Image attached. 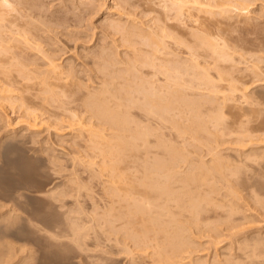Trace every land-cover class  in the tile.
I'll return each mask as SVG.
<instances>
[{
    "label": "bare ground",
    "instance_id": "1",
    "mask_svg": "<svg viewBox=\"0 0 264 264\" xmlns=\"http://www.w3.org/2000/svg\"><path fill=\"white\" fill-rule=\"evenodd\" d=\"M11 1H12V3L13 2L16 3L17 7H19V9L18 8L14 9V7L12 6L11 9L8 7L7 12L9 15L10 14L13 15L12 13H14L15 10L18 9V11H16L17 13L15 12L16 15L12 16L11 18L6 14V12H5V14L2 13L4 16L1 15V12L6 10L5 9L6 6H11ZM40 1L41 0H0V7H1V9L2 8L4 9L0 12V15H1V17H0V124H2L4 122L3 125H0V133L4 129L9 128V127H6V124H7L6 122H8L9 117L13 114V111L17 110V107H19V110L24 109L23 114L24 113L25 114L23 115V118L25 117L28 121H30L29 125H28L29 129L24 130V128H23V130H21L19 132H17L16 130L15 131L11 130L12 132L11 131L9 132V130L7 132V130H4L7 133L4 132V135L2 137H0V264H103V263L105 264V260H107V258L108 259L110 258V260H111L110 261L111 263H109V264H116L117 262L122 263L121 261L116 262L117 259L115 260L113 258V257H116V254H120V251H121L122 255L124 253L128 254L129 253L128 251H130V253L132 255H134L133 252L131 251L130 247H129L130 243H134V244H131L130 246L133 245V249L135 248V251H136V249L138 250L137 251L138 256L134 257L135 255L132 256L129 254L131 256L130 258L134 257V258L130 259L129 264H264V234L257 235L255 233L256 235H253V236L252 235L245 236L246 235V232H245L246 229H244V228L247 226V224H245V227H243L244 223L242 226V221H243V219L247 220L248 217L245 215L246 213L243 210L245 207L242 209V206L240 205V203L238 201H236V199L238 198L236 195H234V194H236V193H234L236 191H232L233 192V194L231 193V195L233 197L232 199H228V196L226 199V197H225L226 195L223 196L225 198H221V199L219 198L221 194L218 195V192L221 189H219V187H217L216 182H221V183L227 182L228 185L231 184V181L229 178L232 175L229 176V174H231L230 173L231 170H233L235 168V166L232 163L223 161L224 159L222 158V156H221L222 159L220 157H218V154H217L218 152L214 151V150H216V149H214V147L219 146V145H216V146L213 145L214 146L213 151L215 154H213V158L209 162V165H208V162L206 161L207 166L204 164L206 166L205 168L201 165H200V167L196 166V169H198V170H196V172H193V173L191 172L192 174H190V173L188 174V172L190 170H195L194 164L192 162L196 157L194 158L190 154V152H187V154L191 155V156L189 155L192 158L190 160L189 156L184 153L185 149H184V151L182 150L183 152L181 150L180 151L176 150L178 148L172 149V147H171L170 149H168V146H170V145H168V146L166 145L168 150L165 152L163 151L164 153H161L162 155H160V152L158 153V152H153L150 150V147L147 144L148 141H150V140H148L149 139L148 137H146V140H145V145H144L145 149L142 148V150L144 149V151H141V150L140 151H132V148L129 149L125 145H124L125 146L124 147L122 144L121 145L125 148V150L122 148L119 149L116 147L117 150L121 151V152L119 151V154L120 153H124V154L123 155L121 154L120 155L121 157L117 158L119 154H118V151L116 150L118 155L115 157V158H117V159H115V162L112 161V164H110L111 161L107 162L112 167H110L108 165H104V163L102 162L103 159L100 157V156H103L105 158L107 156L106 155L107 152H104L105 153V156H104L103 152L99 153L100 151L96 150V152L98 151L97 153L103 154V155H98L97 153H92V155L97 154L98 158L100 157L102 159L101 162L103 163L105 168L108 167L109 170H112L111 171L112 173H109V176L112 174L110 177V180H108L109 178H107L108 181L106 180V182L104 181L102 183L103 189H101L102 187L100 188V190L103 191L102 192L103 193L102 198L99 197V198H101L102 206L99 205L98 208L101 207V208H104L107 210L99 213L96 211V209H94V207L98 206V203L94 202V203L90 204V202H89L92 198L89 199L88 201L85 199V201H87L90 204V205L86 204L88 206V208L89 209L92 208L91 210H89L86 206H84L82 204L83 203L82 201H84L83 198H82V201H80L81 199L80 200L78 199L80 197L76 198L75 195L73 194L74 192H76V195L78 196L82 192L81 190H83V188L85 187L81 183V182H83L81 180L82 178H78L81 181L77 180V182H75L74 178L73 179L69 178L68 179L69 181H67V183L68 182L69 183L66 184V182L65 183L63 182L65 185H64L63 189L60 191H58L56 189V186L55 187L53 186L52 178H50V176H48L49 178H47V179H51L50 181L52 183L47 182L48 180H44V181H46V183L41 180L43 177H45V176L42 177V174H44L46 171L41 174L42 178L40 179V177H39L40 174H39L38 170L41 172L42 169H37V168L40 167V164L42 162L38 163L39 164V166L37 165L38 167L36 166V162H39L38 160L37 161L35 160V156L33 155L34 153L36 155V148L33 149L35 145L33 146V148H31L29 141H28L29 138L32 139L34 137H38V136H36L38 133L35 134V136L33 134H30V136L29 135L27 136L28 133H26L28 130L30 133L31 128H33V129L35 127L37 128L40 124H43V123H44V125H47L45 123L49 124L50 123L49 121H51V119H53V120H55V121L57 120V121L54 122L52 120L53 122L50 123L51 126L50 125H48V126H50L51 128L52 127L55 128L57 130L56 132H58V131L61 132L62 130H64V131H62L64 133V132H67V130H68V132L71 131V134H72V132L76 133V135L78 137H81V139H83V137H85L87 135L88 136V139H87L88 142L93 141L96 138L97 139L103 138L104 136H102V134L106 130H110L109 133H111L112 135L117 136V137L118 136L121 137V136H124L126 134H129V135H131V137L135 138L137 133H139L140 135H148V133L151 131V130L149 131L148 130L149 128H147V126H150L149 125L151 123L150 121L148 122V124L146 123L147 124L146 127L141 126L140 123H142V121H140V120H143V117H144V116L142 117L141 113L145 112V118L147 120L149 119V116L151 118L152 115H155V116H158L160 118V120L162 121L167 114H169L171 111H173L175 109H176V112L179 113L180 115L183 114L184 109L186 107L185 106L184 108H182V106H184V105L191 106L193 104V106L197 105L199 107V106H203V104H205L207 102H212V101L216 100L217 95L221 93L220 89H222V91H224V92H228V90H229L228 94L230 93L231 90L232 91L238 90L237 89L238 87L236 88V86L232 84V81H234L235 78H232V76H231L232 72H234L236 70L235 72H237V73H236L235 77H238L237 75L239 73L238 72L239 70L236 68L237 66L233 65V66H235L234 68H236L235 70H233V68L230 66L229 69L230 70L232 69L231 70L232 72H230V71H228V68L225 65L222 66L219 63L220 59L223 60V62H226V61L229 62L231 60V62L234 63V60L232 61V59H233L232 56L235 53L232 56L228 55V53L230 52V50H229L230 48L229 49L226 48V50H229V52L222 49L223 46H225V42L223 45L221 44L222 47L219 48V46H221V45H219L217 41H211L214 37H212V39L210 40L209 35L208 36L204 35V33L206 32V29L208 28V26H210L212 28V30H214L211 25L213 23V20H212L213 16L215 14H217L216 13L217 9H218V12L225 13L228 11V9L230 11V9L232 7H234L233 9L235 11L240 10V12H241L243 10L245 11L246 8L253 6V5L250 6L249 4L252 3L254 0L253 1H251V0L250 1L249 0H137L138 3L134 0H119L121 6L124 9L123 10L121 8L120 11L121 10H123V11L127 10L126 14L128 15V18L137 14V13H135L136 10L134 7L136 5H138L139 10H140V5H141V8L143 7V13L145 14L143 16V18L145 17L144 19H146L147 18L146 16H150L151 19L149 18L150 20H149V22H147L148 24H145V25L140 24L137 21H136L137 22L136 23L135 19H134V22L132 24L129 23L130 25H128V23H127V25H124V24L121 25L119 23L111 24L110 28H112L113 30L111 32L110 31L109 32L110 33H112V32L117 33V35L120 34L119 36H121V37H119V38H121L123 43L122 44L118 43L119 41L116 40L115 37H114L115 40L108 39V42L110 40L113 43H110V42L107 44L105 43V48H103V50H101V52H99L97 50L98 53L96 55L94 54L95 57H93L92 59H90L91 56L89 54L90 60L86 63L87 64L91 63L97 70L101 71V73L104 76H105V74L106 75L109 74L110 76L112 74H114V76H116V74L118 75V73H120V74L122 73L121 75H123L125 72V77L129 78V74H131L132 72L138 71V73H139V71H140V74H141V70L143 71L145 69L144 73H146V74L142 73L140 76L137 73L138 76H140V79H138V80H140L139 82H143V80L145 78V76H144V78L142 80L141 77H143L142 76L143 74L147 75L146 78L151 77L152 80L147 79L148 83H145V84L143 83L144 85H142V83H139L140 85L136 89L134 88V87H136L135 84H134L133 88L132 87L126 88L127 87L126 86L125 87L126 89L124 88V90H123L124 93L122 94L123 96L121 98H119V96L116 95L117 93H113L114 90H112L109 83L107 84L104 82L103 87L101 89L99 88V90L97 88V86H99V85H97L96 88H94V86L92 87L94 91L92 90V88L89 89V87H87V91H88L87 94H84L83 96L78 94V95H80V98H78L79 96H77L76 99L73 98L74 94L81 92V90H83L82 92L86 93L85 89H80L81 86H78L77 89L74 88V87H77V85H79V82L76 80L78 78V75H79V69L77 67L78 70H76V68H74V66H73V68H70V66L67 67V65H68L67 59L65 61L67 65H65V64L64 65H58L55 62V59L57 57H52L50 55V53L48 54V51L51 53H54L56 51L55 48H53V49L50 48L48 50V48L51 45H53V39L51 38L52 37L51 34L53 35L56 32V29L60 28V27L67 29L68 25L65 24L64 19L67 18V15L70 12L71 13L77 12L79 14L78 11H82L83 9L85 10L86 8L88 9V7L89 8L91 7V5L94 6V4L96 6L97 3H98V6L100 5L102 7L103 5H101V4H104L106 0H64V6L63 7L67 8V10L65 9L66 12L62 11L63 12V18L59 16L62 12H56V13L54 12V13L50 14V13H48V11L46 9H42L43 8V6H42L43 0H42V2H40ZM115 1L118 2V0H115ZM245 1H246L247 6H249V7H246V5L244 4ZM247 1L250 3L248 4ZM59 2H60V0H59ZM62 2H63V0H62ZM262 3H263V1L261 2V5H262ZM14 6H15V4H14ZM118 6H120V5H118ZM118 6L116 8H119ZM45 7H47L46 3H45ZM49 8H50V6H49ZM12 9H14V10H12ZM112 10H110V11H112ZM10 11L12 13H10ZM116 11H117V13L120 12L117 9H116ZM97 12H98V10H97ZM138 13L140 15V12H138ZM141 13H142V11H141ZM143 13L141 15H143ZM80 15H78V16H80ZM117 15H120V14H117ZM121 15H122V13H121ZM234 15H236V14H234ZM245 15L247 16L246 13H245ZM256 15H258V14H256ZM256 15H255V17H257ZM260 15H262V14H260ZM5 16H8L9 19L6 18ZM73 16H74V14L72 15V17ZM136 16L134 18H136ZM123 17H125V16H123ZM221 17H222V15H221ZM141 18L142 17H140L138 19L143 21V19H141ZM67 19H69V17ZM77 19H78V17H77ZM122 19H124V18H122ZM124 21H128V20H124ZM215 21H217V19ZM250 22H251V20L249 21V23ZM111 23H113V22H111ZM233 23L231 26H233L236 29V27L234 26L235 23L234 24ZM255 23H256V20H255ZM125 24H126V22H125ZM213 24L217 25L216 22ZM257 24H258V21H257ZM140 25L141 26L144 25V26H146V28H143ZM220 25H223V22H222V24L220 23ZM204 27H207V28H204ZM245 27L247 28V26H245ZM255 28H256V26H255ZM220 29L221 28H219V32L221 33ZM235 29L233 32H235ZM246 31H247V29H246ZM202 32H204V33L202 34ZM219 32H217V33H219ZM232 34L233 33H231V35ZM64 35H65V32H64ZM117 35H115V36H117ZM261 35H264L263 32ZM55 36H57V35H55ZM108 36L113 38L111 35H108ZM218 36H220V35H218ZM67 37H69V35ZM57 38L58 37H56V39ZM107 38H109V37H107ZM217 38L218 37H216V39ZM219 38L225 39V37H221V36ZM104 39L105 38L103 37V39L102 40L100 39V40L103 42ZM237 39H241L242 41H244L243 40L244 37H243V39L242 38H237ZM37 40H38L39 44H40V41H41V43H43L41 45L47 44V45H45V46H47V50H45V48H44L45 46L43 47V46L39 45ZM100 40H99L98 44L100 43ZM105 40H107V39H105ZM213 40H215V39H213ZM230 40H231V38H230ZM235 40H236V38H235ZM247 40H249V39H247ZM56 41H58V39ZM232 41H233V39L231 40V42ZM58 42H57V44H58ZM244 42H246V41H244ZM235 44L238 45L239 43H235ZM247 44L251 45L248 43V41H247ZM253 44L251 47L252 49L254 47ZM262 44H263V42H262ZM262 44H259V45H262ZM48 45H50V46H48ZM100 45H102V44H100ZM97 46H96V49L98 47H100V46H98V47ZM53 47H55V46H53ZM227 47H228V45H227ZM232 47L234 49L238 50L237 49L238 46H236L237 47L236 48L235 46L232 45ZM241 47L243 48V46H241ZM247 47L248 46L246 45L244 47V49L246 50ZM257 47H259V46H257ZM263 47L264 46L262 45L261 48H263ZM121 48H123V49H121ZM239 48H240V46H239ZM89 50L91 51L92 49H89ZM89 50H86V51L89 52ZM94 50H95V48H94ZM236 50H234V51L236 52ZM256 50H257V48H256ZM239 51H237L238 54L236 53V55H238V56H239ZM260 51L262 52V49ZM263 51H264V49H263ZM69 52H66V53H69ZM71 52H73V50ZM242 52L245 53L244 50H242ZM249 52H250L249 54L256 53V55H258V53H259V51L258 52L249 51ZM41 53L43 55H40ZM262 53H264V52H262ZM62 54H64V53H62ZM66 55H64V56H66ZM85 55L86 54H84V56ZM246 55L248 56V54H246ZM252 55H254V54H252ZM216 56H218L219 58H216ZM58 57L62 58L63 56L62 57L58 56ZM88 57H86V59ZM241 57H243V56L241 55ZM246 57L244 55V58H246ZM80 59L81 58H79V60ZM250 59H253V57L251 56ZM255 59H256V57H255ZM74 60L76 61V59H74ZM58 62L60 64V61H58ZM69 62H70V60H69ZM239 62H242V61H239ZM239 62H238V64H239ZM261 62L264 63V59H262ZM72 63L77 65L75 62H72ZM232 63L230 65H232ZM259 63H260V61L258 62V64ZM61 64H62V62H61ZM78 64H80V63L78 62ZM212 64H214V67L217 66V67H215V69L211 66L212 69H214L215 71L219 70V67L221 68L220 69L221 71H219V73L217 74V77H214V78H216V81L218 80V82L214 81L215 79L213 80L212 77H209V76H211L210 75L211 69L209 66ZM234 64H236V63H234ZM256 64H257V62H256ZM256 64L255 65L253 64V71L254 72L251 70L254 74H251L252 72L250 73L251 75H254V77L253 78L249 77L250 79H252L251 81L248 78L249 79L248 81H250V83L248 82L249 84H247V85H248V87H250V85L253 86L254 84L257 83V85L259 86V84L262 83L260 85L261 86V89H260L261 93H260V95H258V96H260L259 101H261V103L259 104L257 102V100L255 99L256 102L260 105V107L257 106L258 107L257 111L251 110V111H249V113H247V114H249L248 116H250V117H248V120L246 123L247 125H244V126H247L246 128L244 127L246 130H244L242 132H244V133H246V132L259 133V135L257 136V138L255 140L257 142H255L253 140L254 138L252 135L251 136L248 135V137L246 136L247 139L249 138L248 142H250V144L254 141L255 145H256V143H258L256 145L258 147H256V149L250 148L246 151V153H247L246 154L247 155L246 156V160H247L246 161V173L247 174L245 176H248V179L250 180L248 185H250L252 182H254L253 181L254 177H251L253 179H250V176L255 175L257 178V182L255 179V182H256L255 185L252 183L251 186L252 187L256 186L259 190V193H260L259 195H261V199L258 198V199H260L258 204H260V206H259L260 210H261L260 212H262L261 214L264 218V66H260L261 64H259V66H258ZM205 65H207V67ZM227 65H228V63H227ZM240 65H242V64H240ZM250 65H252V62ZM80 66L82 67L83 65H80ZM86 67H87V65H86ZM241 67L243 68V66H241ZM249 67H251V66H249ZM83 68H84V66H83ZM201 68H203V72H200ZM250 69H252V68H250ZM215 71H214V73H215ZM81 72H83V71H81ZM84 72H85V70H84ZM126 72L127 73L130 72V73L127 74ZM240 73H241V71H240ZM94 74L95 73L93 72V75ZM126 74H127V76H126ZM229 74L231 77L229 76ZM103 75H102V77H103ZM121 75H120V77H122ZM132 75L135 76L136 73H134V74L132 73ZM114 76H112V77H114ZM134 76L132 78L133 80L130 79L131 80L130 81L128 78H127V80H129L130 83L132 81L135 83V81H137V78H139V77L135 78ZM161 76L163 78H161ZM87 77H88V75H87ZM120 77H119V79H120L119 84H121L122 80H123L122 83H125L126 78L124 77V79H123V77H122V79H121ZM239 77H241V76H239ZM93 78H95V77L93 76L92 79ZM96 78H95V80H96ZM242 78H243V75H242ZM242 78H240V79H242ZM99 79H101V75H100ZM134 79H135V81H134ZM89 80L92 81L90 78H89ZM116 80H118V78ZM90 81L84 80L83 82L89 83ZM238 81L239 80L237 79V82ZM96 82H94L92 84L95 85ZM106 82H111V81L106 80ZM129 82L127 83L128 86H132V84L129 85L130 84ZM144 82H145V80H144ZM85 83H83L84 86H85ZM236 83H234V84H236ZM240 83H242V82H240ZM90 84H91V82H90ZM125 85H126V83H125ZM125 85H123V86H125ZM137 85H138V83H137ZM148 85H149V87H148ZM112 86H114V85H112ZM118 86H120L121 88L123 87L122 85H117V88H119ZM244 86H246V85H244ZM100 87H101V84H100ZM248 87H246V88H248ZM241 90H240V92H241ZM243 90H247V89H243ZM121 91H120V93L118 92L119 95H121V93L123 92V91L122 92ZM202 91H204V92L210 91L209 95H211L212 93H215V94L217 93V94H216V96L211 95L212 98L208 99V97H210V96L209 95L207 96ZM259 91H258V93H259ZM82 92H81V94H82ZM134 93H139L140 95L138 94V96H141V94H143L142 99L146 100L145 105H143V107L145 106V108L141 109L142 111L144 110V112L139 113V111L137 110V112L139 114H141V116L138 113L137 114L135 113L136 109H137L136 108L137 105H135V104H137V103L133 97ZM243 93H244V91H243ZM243 93H241V94H243ZM68 94H70V95H68ZM235 94H234V96H235ZM238 94H239V92H238ZM220 95H221L222 100L226 99V98L228 100L229 99L228 97L230 96V94H229L228 97H226L227 95H225L224 93L223 94L221 93ZM232 95L233 94H231V96ZM71 96H72V99H71ZM195 96H196V98L197 97H199V98L198 99H196V98L192 99V97H195ZM241 96L243 97V95H241ZM245 96L247 97V95H244V97ZM63 97H65L68 100H66ZM248 97L246 98L248 100V102L251 100L252 103H255L252 100V98L249 99ZM138 99H136V100L138 101ZM142 99H139V102H141L140 100H142ZM246 99H245V102L247 105L248 103H247ZM232 100H234V98ZM230 101H231V99H230ZM17 103L19 104V106L16 107L15 104H17ZM217 103H220V102H217ZM56 104H57V106H56ZM140 104H143V103L141 102ZM223 104H221V105H223ZM134 105L136 106L135 107L136 109L135 108L132 109V107ZM224 105H226V103ZM250 105H253V104H250ZM250 105H249V107H250ZM193 106H191V107H193ZM15 107H16V109H15ZM196 107H195V110L199 109ZM217 107H218V105H217ZM10 108L12 109V113L8 112ZM246 109L249 110V108H246ZM132 110H135L133 112V114H135L137 116L139 115L140 118L142 117L141 119H139V117L137 118L139 120L138 122H137L136 118H135L136 120L134 119L135 116L132 114ZM193 110L191 109L190 111L193 112ZM240 110L242 111V109H240ZM196 111H197L196 114L192 113L193 116L197 115L198 110H196ZM20 112H22V111H20ZM16 113H18V110L16 111ZM19 113H18L19 117H18V119H16L17 122L14 121L15 123H18V121H20L19 118L21 117V115ZM174 113L175 112L173 111V114ZM187 113L188 112H186V114ZM14 114H15V112H14ZM188 114H191V113L189 112ZM188 114H187V116H189ZM200 114H203V113L201 112ZM252 114H254L255 116L254 115L252 116ZM180 115L178 117L182 118V116H180ZM16 116H17V114H16ZM16 116H15V118H16ZM243 116H246V115H243ZM45 117H47V118H45ZM51 117H53V118H51ZM189 117H191V116H189ZM189 117H187V119H189ZM23 118H20V119H23ZM54 118H56V119H54ZM174 118H175L174 120H177L176 119L177 116H175ZM253 118H255V119H253ZM58 119H60V120H58ZM146 119H144V120H146ZM11 120H13V119H11ZM11 120H9V121H11ZM23 120L25 121V119H23ZM27 120L25 121L26 124H24V121L21 124L27 125ZM152 120H153V118H152ZM160 120H158L159 123H160ZM174 120L172 122V127H174V125L178 126V124H179V123L175 124L174 122H176V121H174ZM180 120L181 119L179 118V121ZM203 120H204V118H203ZM153 121H156L155 118ZM184 121L185 120H183V122ZM199 121H201V120H199ZM144 122H146V121H144ZM202 122H204V121H202ZM220 122H222V121L220 120ZM52 123H54V124H52ZM153 123H155V122H153ZM173 123H174V125H173ZM197 123H198V120H197ZM254 123H256V124H254ZM8 124H10V123L8 122ZM14 124H12V121H11V125H14ZM18 124H20V123H18ZM162 124H161V126L164 127ZM188 124H190V123H188ZM239 124H241V123H238V125ZM253 124H254V126H252ZM44 125H42V126H44ZM192 125H193V123H192ZM192 125H190V126H192ZM199 125H198L199 130H203L204 127L202 126V124H199ZM144 126H145V124H144ZM96 127H98V128H96ZM183 127H184V125H183ZM195 127H197V126H195ZM15 128H16V126H15ZM153 128H154V126H153ZM179 128H180V125L178 126V129ZM187 128H189V126ZM216 128H217V126H216ZM37 129L39 130L41 128L38 127ZM45 129H47V128H45ZM173 129H175V128H173ZM51 130H53V132H54V129H51ZM45 131H47V130H45ZM154 131H155V129L150 132L151 135L156 133ZM160 131H161V128H160ZM181 131L179 130V134ZM183 131H184V133H186L185 132L186 129L185 130L183 129ZM183 131H182V133H183ZM49 132H50V129H49ZM45 133H47V132H45ZM187 133H189V129H188ZM218 133H219V131H218ZM169 134H168V136H169ZM76 135H75V137L77 139L78 137ZM103 135H106V133ZM183 135H185V134L180 135V138ZM215 135H214V137H215ZM229 135H230V132H229ZM49 136H50V134H49ZM154 136H156V134ZM186 136H188V135L186 134ZM221 136H222V134H221ZM221 136H219V137H221ZM27 137H28V139H27ZM39 137H40V135H39ZM138 137H139V135H138ZM157 137H158V135H157ZM173 137H176V136H173ZM122 138L123 137L120 138V142H121ZM140 138H142V137H140ZM165 138H167V137H165ZM178 138H179V136L176 137V139H178ZM34 139H36V138H34ZM34 139H32V140H34ZM117 139L119 140V138H117ZM167 139H169V137ZM239 139H240V137H239ZM85 140H86V138H85ZM100 140L101 139H99V141ZM123 140H125V139L123 138ZM237 140H238V138H237ZM240 140L242 141V139H240ZM36 141H37V139H36ZM63 141L65 142V139ZM172 141L176 142V140L175 141L172 140ZM38 142H40L39 138H38ZM88 142H87V144H88ZM96 142L93 143L92 147L94 146V148L95 147L99 148L100 146H102V143H101V145L99 144L97 146ZM115 142H116V140H115ZM126 142L123 141L121 143H126ZM134 142L135 141L131 142V144ZM138 142H139V139H138ZM140 142H142V141H140ZM156 142L159 143V141H157V140H156ZM169 142H171V141H169ZM184 142H185V140H184ZM209 142H210V140H209ZM248 142L245 143L246 146L249 144ZM30 143H31V141H30ZM45 143H47V141ZM128 143H129V141H128ZM216 143H218V141ZM254 143H252V145H254ZM36 144H38V143H36ZM69 144L68 145L66 144V145L70 147L71 144L70 145ZM95 144H96V146H95ZM112 144L113 143H111V146H112ZM137 144H139V143H137ZM137 144H136V146H137ZM104 145L107 146L106 144H104ZM139 145H141V144H139ZM222 145H223V143H222ZM41 146H43V145H41ZM73 146H74V144H73ZM83 146H85L84 142H83ZM111 146L107 150H111ZM114 146H116V143L114 144ZM242 146H244V145H240V148H242ZM59 147H61V146H59ZM78 147H79V145H78ZM45 148H46V146H45ZM45 148H44V150L46 151ZM47 148H48V146H47ZM86 148L88 149L87 146H86ZM94 148H90V149H92V152L95 151ZM112 148L114 150L116 149L114 147H112ZM126 148L129 149V151L131 150V152H129ZM135 148H137V147H135ZM162 148H164V147H162ZM162 148H160V149H162ZM195 148H197V147H195ZM70 150H75V149H70ZM123 150L124 151L127 150L129 153H126ZM243 150H244V148H243ZM102 151H104V150H102ZM116 151H115L114 155L116 154ZM160 151H162V150H160ZM207 151H209V150H207ZM75 152L76 151L71 152V153H75ZM83 152L86 153L87 150L86 151L83 150ZM112 152H110V154L109 153H107V154H109L111 156ZM209 152H211V151H209ZM240 152H242V151H240ZM48 153L51 154L50 152H47L46 154L48 155ZM53 154H54V156L56 155L54 152H53ZM194 154H195V151H194ZM207 154H209V153L207 152ZM43 155H44V153H43ZM86 155H85V157H86ZM41 156H42V153H41ZM252 156L253 157L255 156V157L252 158ZM38 157H36V158H38ZM45 157H46V155H45ZM67 157H68V155H67ZM113 157L114 156H112V159H113ZM55 158L51 156V158L49 160L50 163L53 164L56 161L60 160V159L56 160ZM57 158H58V156H57ZM44 159H46V158H44ZM44 159L42 160L43 162H45ZM75 159H77V157ZM84 159H86V158H84ZM203 159H204V157H203ZM238 159H239V157H238ZM67 160H69V158ZM93 160H95V159H93ZM199 160H201V159H199ZM61 161H60V163H61ZM69 162L67 161V163H69ZM73 162H74V160H73ZM80 162H81V160H80ZM196 162L198 164L197 159H196ZM251 162L252 163L256 162L257 166L255 167ZM203 163H205V161ZM43 164L44 163L41 164V167ZM45 164H44V166H45ZM59 164L58 165L56 164V165L59 166ZM73 164L75 165V163H73ZM81 164H83V162H81ZM87 165H88V163H87ZM91 165H92V163H91ZM96 165L99 166L100 162H99V164H97V162H96ZM71 166L72 165L70 164V167ZM61 167L62 166H60V168ZM94 167H95V164H94ZM43 168L45 169V167H43ZM54 168H56V167L54 166ZM84 168H86V167H84ZM68 169H69V166H68ZM72 169H74V168H72ZM108 169H106V170H108ZM82 170H83V167H82ZM103 170H104V168H103ZM61 171H62V168H61ZM64 171H67V170H64ZM74 171H73V174H74ZM93 171L98 172L97 170H93ZM101 171H102V169H101ZM104 171H103V173H104V175H106L105 174L106 172H104ZM89 172L91 173V171H89ZM238 172H239V170H238ZM51 173H53V170ZM70 173H71V170H70ZM78 173H80V172L78 171ZM99 173H98V175H95V173H94L92 176L100 177ZM62 174H63V172H62ZM62 174H60V175H62ZM236 174H237V172H236ZM52 175H51V177H52ZM60 175H58V177ZM67 175H69V173ZM76 175H77V172H76ZM89 175L90 174H88L87 177L91 179L92 176H89ZM101 175H103V174L101 173ZM81 176H82V173H81ZM109 176H107V177H109ZM235 176L236 175H234V177ZM56 177L57 176H55V178H53V179H56ZM60 177H62V176H60ZM60 177L58 179H60ZM97 177H95V179ZM75 178H77V176ZM245 178L248 181L247 177H245ZM58 179H56L55 181H57ZM91 180H92V183H93V181H95V180H93V177ZM251 180H252V182H251ZM41 181H42V183L44 182L45 184L48 183L47 188L44 189V184H42ZM102 181H103V179H102ZM57 182H55V183H57ZM59 182H58V184H59ZM244 182H246V181L244 180ZM63 183L59 184L58 186L62 185ZM244 184H247V182ZM240 185H242V184H240ZM53 187H54V189H53ZM86 187H87V185H86ZM239 187H238V189H239ZM98 188H99V186H98ZM59 189H61V188H59ZM85 189H87V188H85ZM224 189H225V187H224ZM92 190L93 189L91 188L90 191H92ZM97 191H99V190H97ZM228 191H227V193H228ZM247 191H249V188ZM222 192H223V190H222ZM83 194H82V196H83ZM89 194H88V196L86 195L83 197H85V198L87 197V199H88ZM97 194H99V192ZM255 194H256V191H255ZM255 194H253V196ZM214 195L215 196L218 195L219 197H215ZM94 196H95V194H94ZM94 196H93L94 199H92L91 202L93 200L97 201L95 199L96 197H94ZM234 196H236L237 198L235 199ZM221 197H222V195H221ZM254 197H257V196H254ZM67 198L68 199L69 198H72V199L75 198V201L73 202V201H71L72 199H70V201H71L70 202ZM87 202H85V203H87ZM72 205H74V207H72ZM91 205H92V207H90ZM255 207H256V205H255ZM53 208H56L55 211H57V212H55V211L53 212V210L51 211V209H53ZM241 219H242V221H241ZM249 219H250V217H249ZM249 219H248L249 222L248 221H244V222H246V223L248 222V224H249L250 223ZM252 219H253V217H252ZM239 221H241V222L238 223ZM259 227H261V226H259ZM242 229L245 230V231L243 230L245 235L241 234ZM247 231H249V229H247ZM197 234H199V235H202V234L205 235L206 234L207 236H209L208 239L210 237L212 238V241H216L219 239L221 240L222 237H224V238L230 237L233 240V242L235 243V247H232L234 244H231V246L229 248L230 253H229L228 248H227L228 252L222 251L223 255L226 256V258L223 257V258H225L223 260L222 259L220 260L221 256L219 257L218 256L219 254L217 252L216 253L214 252L215 254L214 255L212 254L210 256L209 259L211 261L210 260L207 261V259L205 260L204 258H202L203 256L202 257H195L194 252H196V248H197V244H196L197 240L195 239V237L198 239L197 236H199ZM250 234H252V233H250ZM119 235H121V236L126 235L125 238L123 236H122L123 238L120 236L123 241L121 239H119ZM199 239H202V238H199ZM206 239H207V237H206ZM127 240H129L130 242H128ZM223 240L224 239H222V241ZM199 241H201V240H199ZM209 241H211V240H209ZM224 241H226V239ZM120 243H123V247H122L123 250H126L128 248L127 251H125L124 253L122 252V250L118 251V246L120 245ZM219 243H220V241H219ZM219 243H217V245L223 244V243L222 244H219ZM211 244H212V242H211ZM203 245L205 246V244H203ZM200 247L201 246H199L198 249H200ZM116 248H117V250H116ZM209 250H210V248H209ZM199 251H201V250H199ZM139 252H141V253H139ZM196 253H198V252H196ZM202 253H204V252H202ZM202 253L200 252V254H202ZM112 255H115V256H112ZM138 260H139V262H138ZM140 260H141V262H140ZM100 261H103V262L101 263ZM148 261H150V263H148ZM127 264H128V261H127Z\"/></svg>",
    "mask_w": 264,
    "mask_h": 264
},
{
    "label": "rangeland",
    "instance_id": "2",
    "mask_svg": "<svg viewBox=\"0 0 264 264\" xmlns=\"http://www.w3.org/2000/svg\"><path fill=\"white\" fill-rule=\"evenodd\" d=\"M114 1V2H113ZM134 1H136L137 2V0H134ZM250 1V0H249ZM251 1H253V0H251ZM258 1V2H257ZM263 1V3H262V5H261V2ZM40 2H42V0L40 1ZM50 2V3H49ZM257 2V3H256ZM45 3H46V6L47 7H45ZM48 3V4H47ZM52 3V4H51ZM118 3V4H117ZM138 3V2H137ZM247 3L249 4L250 2H248L247 1ZM253 3V4H252ZM252 3H250L249 5L251 6V5H253V6H251V7H249V6H247V4H246V1H245V5H246V7H249V8H246V10L244 11L246 14H247V16L245 15V13L243 12V11H241L240 12V10L238 11V10H234L233 8L234 7H232L231 9H230V11L232 12H230L229 11V9H228V11L227 12H225V13H220V12H218V9L216 10L217 12V14H215L214 16H213V23H217V25L216 24H213L212 23V27H213V29L214 30H212V28L210 27V26H208V28L207 27H204V28H207L206 29V32L204 33V32H202V34L204 33V35H209V38H210V40L212 39V37H214L213 39H215V40H211V41H217L218 42V44L219 45H223L224 44V42H225V46H223V48L222 49H224V50H226V48H230L229 50H230V52H229V50H226L227 52H229L228 53V55H233L234 53V55L232 56V61L234 60V63H236V64H234V63H232L231 62V60L229 61V62H227L228 63V65H227V63L226 62H223V60H219L220 62V64L223 66V65H225L227 68H228V71H230V72H232L229 68H230V66L233 68V70H235L236 68L239 70L238 72L240 73V71H241V73L239 74L238 73V77H235V75H236V73L237 72H232V78H235V82L234 81H232V84L233 85H235L236 86V88L238 89V90H236V91H230V96H231V94H233L231 97L229 96L228 97V92H229V90H228V92H224V91H222V89H220L221 91V93L223 94H225V95H227L226 97H228L229 99L227 100V98L226 99H221V93L220 94H218L217 95V99L216 100H214V101H212V102H207V103H205V104H203V106H197V105H194L193 106V104L191 105V106H193V107H191V106H188V105H184V106H182V108H184L185 106V109H184V113L186 114V112H190L191 114H188L189 116H191V117H189V116H187V114L185 115L184 113L183 114H179V113H177L176 112V109L175 110H173L175 113L173 114V111H171L169 114H167L166 116H165V118L161 121L160 120V118L158 117V116H155V115H152L151 116V118H150V116H149V119L147 120L146 118H145V112H144V110L142 111L141 109H143V108H145V106L143 107V105H145V103H146V100H144V99H142L143 97V94H141V96H138V94L139 93H134L133 94V97H134V100L136 101V103L137 104H135V105H137V107L134 105L133 107H132V109L133 108H135L136 109V114L138 113L137 112V110L139 111V113H141V112H144V113H141L142 114V117H143V120H140V121H142V123H140L141 124V126L142 127H146L147 126V124H148V122L150 121L151 123L149 124L150 126H147V128H149L148 130L150 131H153L154 129H155V131L154 132H156V133H152L153 135H151V131L148 133V135H140L139 133H137V135H136V137L134 138V137H131V135H129V134H126V135H124V136H121V137H123L125 140H123V138L121 139V142H126V143H121L120 142V138L121 137H117V136H114V135H112L111 133H109L110 132V130H106L103 134H105L106 133V135H103L102 134V136H104L103 138H96L95 140L97 141H95V140H93V141H89L88 142V136L86 135L85 137H83V139H81V137H78L77 135H76V133H73L72 132V134H71V131H69L68 132V130H67V132H62V131H64V130H62L61 132H56L57 130L55 129V128H51L50 126H51V122H56L55 120H53V119H51V121H49L50 123L48 124V123H45V124H47V125H44V123L43 124H40L38 127H40L41 129H37L36 127L33 129V128H31L30 129V133H29V130L26 132V133H28L27 134V136L29 135L30 136V134H33L34 136H35V134H37L36 136H38V137H34V138H36L37 139V141H36V139H34V138H32V139H34V140H32L31 138H29L28 139V137H27V139H28V141H29V144H30V147L31 148H33V146H34V148L33 149H35L36 148V155H35V153L33 154L34 156H35V160L37 161H39V162H36V166L38 165L39 166V164L38 163H46L45 164V166H44V164L42 165V167H41V164H40V167L39 168H37V169H42L41 170V172L38 170V172H39V177H40V179L43 177V176H45V177H43L41 180L42 181H44V180H48L47 182H51L50 180L51 179H47V178H49L48 176H50V178H52V182H53V186L55 187L56 186V189L58 190V191H60V190H62L63 189V187H64V183L66 182V184H68L67 183V181H69L68 179L70 178V179H75V182H77V180H79L78 178H82L81 180L83 181V182H81L85 187L83 188V190H81L82 192L77 196L76 195V192H74L73 194L75 195V197L77 198V197H80V198H78L80 201H82V198H83V200L85 201V199L88 201L89 199H94L93 198V196H94V194H95V196L94 197H96L95 199L97 200V201H95V200H93L92 202H91V200L89 201L90 202V204L91 203H98V206L97 207H94V209H96V211L97 212H99V213H101V212H104L105 210H107V209H104V208H98L99 207V205L100 206H102V204H101V198H102V195H103V191L102 190H100V188L103 186V182L105 181L106 182V180H107V178H109L108 180H110V177H111V175L109 176V173H112L111 171L112 170H109L108 169V167H106L105 168V166L104 165H108V166H110V167H112L110 164H112V161L113 162H115V159H117V158H119V157H121L120 155L122 154H124V153H120L119 154V151L120 150H117V148H122V149H124L125 150V146L126 147H128L129 149H131L132 148V151H144V145H145V140H146V137H148L149 139L148 140H150V141H148V146L150 147V150L151 151H153V152H160V155H162L161 153H164L165 151H167L168 149H170L171 147H172V149H176V148H178V149H176V150H183L184 151V149H185V151H184V153L185 154H187V152H190V154L195 158L194 160H193V164H194V167H195V170H190L189 172H188V174L190 173V174H192L193 172H196V170H198V169H196V166L197 167H200V165L201 166H203L204 168L207 166V164H206V161L208 162V165H209V162L212 160V158H213V154H215L214 153V151L215 152H218L217 154H218V157H220L221 158V156H222V158L224 159L223 161H226V162H229V163H232L234 166H235V168L233 169V170H231V174H229V176L230 175H232V176H230V181H231V184H229L228 185V183L226 182V183H224V182H216L217 184V187H219V189H221V190H219V192H218V195L219 194H221L222 195V197H221V195H220V197L218 196V195H214L215 197H219L220 199L221 198H225L226 197V199H227V196H228V199H232L233 197H232V195H231V193L233 194V192L232 191H236V192H234V193H236V194H234V195H236V196H234L235 197V199H236V201H238L239 203H240V205L242 206V209L244 210V212L246 213L245 215L248 217V219H249V217H250V223L248 224V219L247 220H245V219H243V221H242V219H241V221H242V226H243V223H244V226L243 227H245V224H247V226L244 228V229H246V231L244 230V229H242V231H241V234L242 235H245V233H244V231L246 232V235L245 236H247V235H261V234H264V218H263V216H262V212H260L261 210H260V204H258L259 203V200L261 199V195H259L260 193H259V190H258V188L256 187V186H251V184L253 183L254 185H255V183L257 182V178H256V176L254 175H252V176H250V179H253V178H251V177H254V179H253V181L254 182H252V180H251V184L250 185H248V183L250 182V180L248 179V176H245L247 173H246V151L248 150V149H250V148H254V149H256V147H258V146H256L258 143H256V145H255V143H254V141L256 140V138H257V136L259 135V133H255V132H253V133H250V132H246V133H244V132H242V131H244V130H246L245 128L247 127V126H244V125H247L246 123H247V120H248V117H250V116H248L249 114H247V113H249V111H251V110H255V111H257V109H258V107L257 106H259L260 107V103H261V101H259L260 100V96H258V95H260V93H261V84L262 83H258L259 84V86L257 85V83L256 84H254L253 86L252 85H250V87H248V85L247 84H249L250 83V81L252 80V79H250L249 77H251V78H253L254 77V75H251V74H254L253 72V64L255 65L256 64V62H257V64L256 65H258L259 66V64H261L260 66H264L263 64L264 63H262L261 61H262V59H264V53H262V52H264L263 51V49H264V47L263 48H261V46L263 45L264 46V35H261L262 34V32H263V34H264V0H254ZM13 4V5H12ZM14 4H15V6H14ZM42 6H43V8L42 9H46L47 11H48V13H56V12H66V10H67V8H64L63 6H64V0H63V2H62V0H60V2H59V0H43V2H42ZM51 4V5H50ZM255 4V5H254ZM101 5H103L102 7L99 5L98 6V3L96 4V6H95V4H94V6H92L91 5V7L89 8L88 7V9L86 8L85 10L83 9L82 11H78L79 12V14L76 12V13H69L68 15H67V18L69 17V19H67V18H65L64 19V21H65V24L66 25H68V27H67V29H65V28H57L56 29V32L52 35L51 34V38L53 39V45H48V46H50L49 48H48V50L50 49V48H55V52L54 53H51V52H49L48 51V54L50 53V55L52 56V57H57L56 59H55V62L58 64V65H67V67H69L70 66V68H73V66H74V68H76V70H78L79 69V75H78V78L76 79L78 82H79V85H77V87H74L75 89H77L78 88V86H81L80 87V89H85V91H86V93L85 92H82L83 90H81V92H82V94H81V92H79V93H76V94H74V96H73V98H75L76 99V97L77 96H79L78 98H80V95H84V94H87V87H89V89H91L93 86H94V88H96V86L97 85H99V86H97V88H98V90H99V88L101 89L102 87H103V83L105 82V83H109L110 84V86H111V88H112V90H114L113 91V93H117L116 95L117 96H119V98H121L123 95V93H124V88L126 87V88H133L134 87V84H135V86L136 87H134L135 89L136 88H138L139 87V83H142V85H144L145 83H148V80H152V78L151 77H149V78H146V76L147 75H144V74H146V73H144V71H145V69L142 71L141 70V74L142 73H144L142 76L143 77H141L142 78V80H143V78H144V76H145V78H144V80H145V82H144V80H143V82H139L140 80H138V79H140V76H141V74H140V71H139V73H138V71H136V72H132L133 74L134 73H136V75L134 76V75H132V73L131 74H129V78L128 77H125V72H124V74L123 75H121L120 73H118V75L116 74V76H114V74H112L111 76L109 75V74H105V76L101 73V71H99V70H97L91 63L90 64H87L86 62H88L90 59H92L93 57H95L94 56V54L96 55L97 53H98V51L99 52H101V50H103V48H105V43L107 44V43H113L112 41H110V40H118L119 42L118 43H123V41L121 40V38H119V37H121V36H119L120 34H118L117 35V33H114V32H112V33H110L113 29L112 28H110V26H111V24H115V23H119V24H121V25H127V23H128V25H130V24H132L133 22H134V19H135V22L137 21V22H139L140 24H148L147 22H149V20L151 19V17L150 16H146L147 18L146 19H144L143 18V16L145 15L144 13H143V7L141 8V5H140V10H139V7H138V5H136L134 8H135V10H136V12L135 13H137V14H135V15H133V16H131L130 18H128V15L126 14V12H127V10L126 11H123L124 9H123V7L121 6V4H120V2H119V0H118V2L117 1H115V0H106L105 1V3L104 4H101ZM118 5H120V6H118ZM260 5V6H259ZM14 7V9H16V8H18L19 9V7H17V4L16 3H12V1H11V6H6V10H4L3 8L1 9V7H0V12L2 11V10H4L3 12H1V15H3V14H5V12H6V14L11 18L12 16H15L16 15V11H18V9L17 10H15V12L14 13H12L11 11H10V13H12L13 15H9L8 14V12H7V9H8V7L11 9V7ZM49 6H50V8H49ZM98 6V7H97ZM119 7V8H116V7ZM100 7V8H99ZM108 7V8H107ZM114 9H113V8ZM245 7V6H244ZM123 9V10H121L120 11V9ZM137 8V9H136ZM9 9V10H10ZM14 9H12V10H14ZM66 9V10H65ZM113 9V10H112ZM116 9L118 10V11H120V12H118L117 13V11H116ZM8 10V11H9ZM57 10V11H56ZM97 10H98V12H97ZM110 10H112V11H110ZM134 10V11H135ZM249 10V11H248ZM263 10V11H262ZM96 11V12H95ZM140 12V15H139V13L138 12ZM141 11H142V13H143V15H141L142 13H141ZM255 11V12H254ZM63 12L59 15L60 17H62L63 18ZM243 12V13H242ZM249 14H248V13ZM3 13V14H2ZM98 13V14H97ZM121 13H122V15L123 16H125V17H123L122 15H121ZM126 15H125V14ZM74 14V16L72 17V15ZM80 15V16H78V15ZM97 14V15H96ZM117 14H120V15H117ZM234 14H236V15H234ZM252 14V15H251ZM256 14H258V15H256ZM260 14H262V15H260ZM1 15H0V17H1ZM18 15V14H17ZM77 15V16H76ZM95 15V16H94ZM137 15V16H136ZM221 15H222V17H221ZM255 15L257 16V17H255ZM4 16V15H3ZM8 16H5L6 18H8ZM71 16V17H70ZM114 16V17H113ZM120 16V17H119ZM136 16V18H134ZM142 17L141 19H143V21H141L140 19H138V18H140V17ZM253 16V17H252ZM260 16V17H259ZM77 17H78V19H77ZM110 17V18H109ZM124 18V19H122V18ZM128 19H127V18ZM216 17V18H215ZM232 17V18H231ZM246 19H245V18ZM250 17V18H249ZM252 17V18H251ZM80 18V19H79ZM83 20H82V19ZM119 18V19H118ZM150 18V19H149ZM249 18V19H248ZM9 19V18H8ZM67 19V20H66ZM77 19V20H76ZM118 19V20H117ZM131 19V20H130ZM217 19V21H215V20ZM234 19V20H233ZM242 19V20H241ZM251 20V22L249 23V21ZM262 19V20H261ZM80 20V21H79ZM112 20V21H111ZM116 20V21H115ZM124 20H128V21H124ZM139 20V21H138ZM148 20V21H147ZM227 20V21H226ZM255 20H256V23H255ZM261 22H260V21ZM132 21V22H131ZM215 21V22H214ZM244 21V22H243ZM257 21H258V24H257ZM263 21V22H262ZM74 22V23H73ZM111 22H113V23H111ZM125 22H126V24H125ZM136 22V23H137ZM142 22V23H141ZM222 24V22H223V25H220V23ZM235 24H234V23ZM238 22V23H237ZM248 22V23H247ZM110 23V24H109ZM130 23V24H129ZM138 23V24H139ZM225 23V24H224ZM232 23L234 24V26L236 27V29L233 27V26H231L232 25ZM237 23V24H236ZM260 23V24H259ZM91 24V25H90ZM109 24V25H108ZM219 24V25H218ZM247 24V25H246ZM249 24V25H248ZM71 25V26H70ZM141 26V27H143V28H146V26ZM238 25V26H237ZM262 25V26H261ZM106 26V27H105ZM215 26V27H214ZM221 28L220 30H221V33L219 32V28ZM245 26H247V28L245 27ZM251 28H249V27ZM255 26H256V28H255ZM260 28H258V27ZM231 27V28H230ZM106 28V29H105ZM235 29V32H233L234 31V29ZM245 28V29H244ZM97 29V30H96ZM246 29H247V31H246ZM258 29V30H257ZM60 30V31H59ZM66 30V31H65ZM217 30V31H216ZM223 30V31H222ZM230 30V31H229ZM245 30V31H244ZM108 31V32H107ZM110 31V32H109ZM225 31V32H224ZM61 32V33H60ZM64 32H65V35H64ZM67 32V33H66ZM217 32H219V33H217ZM57 33V34H56ZM109 33V34H108ZM212 33V34H211ZM231 33H233L232 35H231ZM246 33V34H245ZM250 33V34H249ZM256 33V34H255ZM259 33V34H258ZM117 35V36H115V35ZM254 34V35H253ZM55 35H57V36H55ZM64 35V36H63ZM69 35V37H67V36ZM108 35H111L113 38H111L110 36H108ZM212 35V36H211ZM215 35V36H214ZM217 35V36H216ZM218 35H220L221 37H225V39L224 38H219L220 36H218ZM256 35V36H255ZM74 36V37H73ZM106 36V37H105ZM234 36V37H233ZM240 36V37H239ZM258 36V37H257ZM262 36V37H261ZM55 37V38H54ZM56 37H58L57 39H58V41H56L57 39H56ZM63 37V38H62ZM80 37V38H79ZM93 37V38H92ZM103 37L105 38V39H107V40H103V42L101 41L102 39H103ZM107 37H109V38H107ZM114 37H115V39H114ZM216 37H218L217 39H216ZM243 37H244V39H243ZM246 37V38H245ZM249 37V38H248ZM60 38V39H59ZM230 38H231V40L233 39V41L231 42V40H230ZM235 38H236V40H235ZM237 38H242L244 41H246V42H244V41H242L241 39H237ZM260 38V39H259ZM79 39V40H78ZM101 39V40H100ZM108 39H110L109 40V42H108ZM246 39V40H245ZM247 39H249V40H247ZM99 40H100V43L98 44V42H99ZM229 42H228V41ZM241 40V41H240ZM235 41V42H234ZM238 41V42H237ZM247 41H248V43L249 44H251V45H248L247 44ZM259 41V42H258ZM37 42H38V40H37ZM55 42V43H54ZM57 42H58V44H57ZM228 42V43H227ZM232 44H231V43ZM256 42V43H255ZM258 42V43H257ZM262 42H263V44H262ZM52 43V42H51ZM215 43V42H214ZM235 43H239L238 45L237 44H234ZM246 43V44H245ZM254 43V44H253ZM38 44H39V42H38ZM41 44H43V43H41V41H40V44L39 45H41ZM58 46H57V45ZM63 46H62V45ZM100 44H102V45H100ZM230 44V45H229ZM243 44V45H242ZM252 44L254 45V47H253V49L251 48L252 47ZM258 44V45H257ZM259 44H262V45H259ZM45 45H47V44H44V45H41V46H45ZM93 47H92V46ZM100 46V47H98V46ZM104 45V46H103ZM222 45L221 46H219V48H221L222 47ZM227 45H228V47H227ZM232 45L233 46H238V50H236V49H234L233 47H232ZM248 46L247 48H246V50L244 49V47L245 46ZM259 46V47H257V46ZM53 46H55V47H53ZM65 46V47H64ZM96 46L98 47L97 49H96ZM231 46V47H230ZM239 46H240V48H239ZM241 46H243V48L241 47ZM256 46V47H255ZM85 47V48H84ZM45 48V50H47V46H45L44 47ZM94 48H95V50H94ZM236 50V52L233 50ZM250 48V49H249ZM256 48H257V50H256ZM260 48V49H259ZM43 49V48H42ZM66 49V50H65ZM89 49H92L91 51L89 50ZM121 49H123V48H121ZM252 49V50H251ZM259 49V50H258ZM262 49V52L260 51ZM62 50V51H61ZM71 50H73V52H69V51ZM85 50V51H84ZM86 50H89V52L88 51H86ZM98 50V51H97ZM240 50V51H239ZM242 50H244V52L245 53H243L242 52ZM251 51V52H258L259 51V53H258V55H256V53H252V54H254V55H252V54H249L250 52L249 51ZM95 51V52H94ZM97 51V52H96ZM225 51V52H226ZM233 51V52H232ZM237 51H239V56L238 55H236V53L238 54V52ZM66 52H69V53H66ZM84 52V53H83ZM93 52V53H92ZM226 52V53H227ZM232 52V53H231ZM38 53V52H37ZM62 53H64V54H62ZM73 53V54H72ZM79 53V54H78ZM93 55H92V54ZM60 54V55H59ZM67 54V55H66ZM70 54V55H69ZM84 54H86L85 56L86 57H88L89 56V54H90V56H91V58H90V56L86 59V57L84 56ZM246 54H248V56L246 55ZM263 54V55H262ZM40 55H43L42 53L40 54ZM57 55V56H56ZM64 55H66V56H64ZM79 55V56H78ZM241 55L243 56V57H241ZM244 55H245V57L246 58H244ZM250 55V56H249ZM260 55V56H259ZM50 56V57H51ZM58 56H63L62 58H60V57H58ZM82 56V57H81ZM238 56V57H237ZM251 56L253 57V59H250L251 58ZM263 56V57H262ZM230 57V56H229ZM250 57V58H249ZM255 57H256V59H255ZM260 59H259V58ZM69 58V59H68ZM79 58H81L80 60H79ZM84 60H83V59ZM90 58V59H89ZM216 58H219L218 56H216ZM231 58V57H230ZM262 58V59H261ZM60 59V60H59ZM66 59H67V64H66ZM74 59H76V61L74 60ZM79 61H78V60ZM242 59V60H241ZM69 60H70V62L72 63V62H79L80 64H78V62L76 63L77 65H75L74 63H70L69 62ZM72 60V61H71ZM86 60V61H85ZM202 60V59H201ZM200 60V61H201ZM58 61H60V64H59V62ZM211 61V60H210ZM239 61H242V62H239ZM260 61V63L258 64V62ZM61 62H62V64H61ZM238 62H239V64H238ZM251 62H252V65H250L251 64ZM254 62V63H253ZM82 63V64H81ZM223 63V64H222ZM232 63V65H230ZM87 65V67H86V65ZM238 64V65H237ZM240 64H242V65H240ZM245 64V65H244ZM248 64V65H247ZM72 65V66H71ZM80 65H83L84 66V68H83V66L81 67ZM220 65V66H221ZM233 65H235V66H237L236 68H234L235 66H233ZM240 65V66H239ZM206 67H207V65H205ZM215 69V67H217V66H215L214 67V64H212V65H210L209 67H210V75L211 76H209V77H212L213 78V80L214 81H216V78H214V77H217V74L219 73V71H221L220 69V67H219V70H217V71H215L214 69H212V67ZM229 66V67H228ZM239 66V67H238ZM241 66H243V68L241 67ZM249 66H251V67H249ZM77 67H78V69H77ZM225 67V68H226ZM245 68V69H244ZM250 68H252V69H250ZM82 69V70H81ZM84 70H85V72H84ZM202 70V71H201ZM201 70H200V72H203V68H201ZM213 70V71H212ZM253 72H252V71ZM81 71H83V72H81ZM214 71H215V73H214ZM224 71V70H223ZM227 71V70H226ZM247 71V72H246ZM81 72V73H80ZM93 72L95 73L94 75H93ZM252 72V73H251ZM259 72V71H258ZM99 75H98V74ZM104 73V72H103ZM127 73V72H126ZM128 73H130V72H128ZM127 73V74H128ZM140 75V76H138V74ZM229 73V72H228ZM234 73V74H233ZM245 73V74H244ZM247 73V74H246ZM251 73V74H250ZM127 74H126V76H127ZM87 75H88V77H87ZM90 75V76H89ZM100 75H101V79H99L100 78ZM102 75H103V77H102ZM120 75L123 77V79H124V77L126 78L125 80L127 81H125V83H126V85H125V83H122L123 82V80H122V82H121V84H119L120 83V79H119V77H120ZM242 75H243V78H242ZM248 75V76H247ZM250 75V76H249ZM97 77L96 78V80H95V78H93L92 79V77ZM112 76H114V77H112ZM133 76L135 77V78H137V77H139V78H137V81H135V79H134V81H135V83L132 81L131 83L129 82V80L130 79H132L133 78ZM150 76V75H149ZM152 76V75H151ZM229 76H230V74H229ZM230 76V77H231ZM239 76H241V77H239ZM106 77V78H105ZM122 77H120L121 79H122ZM131 77V78H130ZM229 77V78H230ZM86 78V79H85ZM89 78L92 80V81H90L89 80ZM103 78V79H102ZM108 78V79H107ZM110 78V79H109ZM113 78V79H112ZM118 78V80H116V79ZM127 78L129 79V80H127ZM151 78V79H150ZM161 78H163L162 76H161ZM240 78H242V79H240ZM245 78V79H244ZM250 79V81H248L249 79ZM88 79V80H87ZM148 79V80H147ZM231 79V78H230ZM237 79L239 80L238 82H237ZM84 80H86V81H90L91 82V84H90V82L88 83H85V82H83ZM106 80H108V81H111V82H106ZM133 80V79H132ZM141 80V81H142ZM147 80V81H146ZM96 82L95 83V85H93L92 83H94V82ZM113 81V82H112ZM131 81V80H130ZM130 83L129 85H131L132 84V86H128V84L127 83ZM138 83V85H137V83ZM216 82H218V80L216 81ZM237 82V83H236ZM240 82H242V83H240ZM249 82V83H248ZM83 83H85V86H84V84ZM144 83V84H143ZM234 83H236V84H234ZM88 84V85H87ZM100 84H101V87H100ZM92 85V86H91ZM112 85H114V86H112ZM117 85H125V86H123L122 88L120 87V86H118L119 88H117ZM147 85V84H146ZM244 85H246V86H244ZM84 86V87H83ZM244 86V87H243ZM147 87V86H146ZM148 87H149V85H148ZM246 87H248V88H246ZM114 88V89H113ZM117 88V89H116ZM125 88V89H126ZM259 88V89H258ZM243 89H247V90H243L244 91V93H243V91L242 90ZM92 90H93V88H92ZM123 92H122V91ZM240 90H241V92H240ZM249 90V91H248ZM260 90V91H259ZM59 91V90H58ZM94 91V90H93ZM120 91L122 92L121 93V95H119L118 94V92L120 93ZM218 91V90H217ZM239 92V94H238V92ZM258 91H259V93H258ZM202 92H204V91H202ZM209 92L210 91H205L204 93L208 96L209 95ZM246 92V93H245ZM257 92V93H256ZM237 95H236V94ZM241 93H243V94H241ZM78 94H80V95H78ZM215 93H212L211 95L212 96H216V94L214 95ZM234 94H235V96H234ZM249 94V95H248ZM68 95H70V94H68ZM140 95V94H139ZM211 95H209L210 97H208V99L209 98H212V96ZM220 95V96H219ZM241 95H243V97H244V95H247V97L249 98V99H251L252 98V100L256 103H252L251 102V100L248 102V100L246 99L247 97L245 96L244 98L241 96ZM252 95V96H251ZM198 96V95H197ZM234 96V97H233ZM241 96V97H240ZM219 97V98H218ZM240 97V98H239ZM63 98H65V97H63ZM142 99V100H140L143 104H140L141 102H139V99ZM195 99L196 98V96L195 97H192V99ZM199 97H197L196 99H198ZM234 98V100H232ZM259 98V99H258ZM66 99V98H65ZM71 99H72V96H71ZM136 99H138V101L136 100ZM221 99V100H220ZM230 99H231V101H230ZM244 101H243V100ZM245 99H246V101H247V105H246V102H245ZM257 100V102L259 103H257L256 102V100ZM66 100H68V99H66ZM220 100V101H219ZM220 102V103H217V102ZM230 101V102H229ZM115 102V101H114ZM226 103V105H224L225 103ZM228 102V103H227ZM217 103V104H216ZM224 103V104H223ZM244 103V104H243ZM253 104V105H250V104ZM18 104V103H17ZM17 104H15V106L17 107V106H19V104L17 105ZM221 104H223V105H220ZM55 105V104H54ZM217 105H218V107H217ZM249 105H250V107H249ZM56 106H57V104H56ZM139 106V107H138ZM197 106V107H196ZM224 108H223V107ZM252 106V107H251ZM16 107H15V109H16ZM191 107V108H190ZM195 107L196 108H199V109H196V110H198V113H197V115L196 116H193V114H196V110H195ZM201 107V108H200ZM256 107V108H255ZM140 110H139V109ZM190 108V109H189ZM207 108V109H206ZM209 108V109H208ZM219 108V109H218ZM246 108H249V110L248 109H246ZM251 108V109H250ZM193 110V112L192 111H190V110ZM202 109V110H201ZM240 109H242V111L240 110ZM17 110H18V113L20 112V111H22V112H20L19 114L21 115V117L20 118H23V115L25 114H23V110L24 109H20L19 110V107H17ZM17 110H14L13 111V114H14V112H15V114L13 115H9L10 117H9V120H11V119H13V120H11L12 121V124H14L15 122H17V120L16 119H18V117H19V115H18V113H16V111ZM239 110V111H238ZM135 110H132V114H133V112H134ZM212 111V112H211ZM8 112H11L12 113V109L10 108L9 109V111ZM203 113V114H200V113ZM214 112V113H213ZM241 112V113H240ZM10 113V114H11ZM78 113V112H77ZM138 113V114H139ZM193 113V114H192ZM211 113V114H210ZM16 114H17V116H16ZM141 114H139L140 116H141ZM144 114V115H143ZM246 115V116H243V115ZM255 114V113H254ZM254 114H252V116L254 115ZM135 117H134V119L136 118H138L139 117V115L137 116V115H135V114H133ZM174 115V116H173ZM182 116V118L181 117H178V116ZM240 115V116H239ZM242 115V116H241ZM15 116H16V118H15ZM137 116V117H136ZM155 116V117H154ZM175 116H177V120H174L175 118ZM189 117V119H187V117ZM251 116V117H252ZM255 116V115H254ZM141 117V118H142ZM168 117V118H167ZM172 117V118H171ZM19 118V120L20 121H18V123H20V124H18V123H15L14 125H11V121H9L8 120V122L10 123V124H8V122H6L7 124H6V127H11L10 129L8 128H6V129H4V130H7V132H8V130H9V132L12 130V131H17V132H19V131H21V130H23V128H24V130H26V129H29V122L30 121H28L25 117L23 118V119H25V121L27 120V125H22L21 123H23V119H20ZM45 118H47V117H45ZM51 118H53V117H51ZM140 117H139V119H141ZM152 118H153V120H154V118H155V120L156 121H153L152 120ZM179 118L181 119L180 121H179ZM186 118V119H185ZM194 118V119H193ZM203 118H204V120H203ZM244 118V119H243ZM54 119H56V118H54ZM135 119V120H136ZM144 119H146V120H144ZM172 119V120H171ZM185 120L184 122H183V120ZM192 119V120H191ZM242 119V120H241ZM253 119H255V118H253ZM53 120V121H52ZM58 120H60V119H58ZM158 120H160V123H159V121ZM173 120L174 121H176V122H174L175 124L176 123H179L178 124V126L180 125V128L178 129V126L176 125H174V123H173V125H174V127H172V122H173ZM189 120V121H188ZM191 120V121H190ZM197 120H198V123L199 124H202V126L204 127V129L203 130H199V124L197 123ZM199 120H201V121H199ZM220 120L222 121V122H220ZM239 120V121H238ZM15 121V122H14ZM22 121V122H21ZM25 121H24V124H26L25 123ZM139 120L137 119V122H138ZM144 121H146V122H144ZM202 121H204V122H202ZM241 121V122H240ZM243 121V122H242ZM45 122V121H44ZM144 122V123H143ZM153 122H155V123H153ZM171 122V123H170ZM201 122V123H200ZM219 122V123H218ZM4 123V122H3ZM3 123L2 124H0V125H3ZM147 123V124H146ZM157 123V124H156ZM163 123V124H162ZM169 123V124H168ZM181 123V124H180ZM188 123H190V124H188ZM192 123H193V125H192ZM199 125H197V124ZM238 123H241V124H239L238 125ZM52 124H54V123H52ZM144 124H145V126H144ZM161 124L164 126V127H162L161 126ZM196 124V125H195ZM204 124V125H203ZM254 124H256V123H254ZM254 124L252 125V126H254ZM11 125V126H10ZM18 125V126H17ZM42 125H44V126H42ZM48 125H50V126H48ZM89 125V124H88ZM183 125H184V127H183ZM190 125H192V126H190ZM15 126H16V128H15ZM28 126V127H27ZM47 126V127H46ZM54 126V125H53ZM153 126H154V128H153ZM156 126V127H155ZM189 126V128H187ZM195 126H197V127H195ZM216 126H217V128H216ZM239 126V127H238ZM14 127V128H13ZM21 127V128H20ZM50 127V128H49ZM245 127V128H244ZM45 128H47V129H45ZM96 128H98V127H96ZM153 128V129H152ZM160 128H161V131H160ZM163 128V129H162ZM173 128H175V129H173ZM194 128V129H193ZM20 129V130H19ZM47 130V131H45V130ZM49 129H50V132H49ZM51 129H54V132H53V130H51ZM183 129L185 130L186 129V133H184V131H183ZM188 129H189V133H187V131H188ZM217 129V130H216ZM239 129V130H238ZM241 129V130H240ZM2 131L1 133H0V137H2L3 135H4V132L5 133H7L6 131ZM43 130V131H42ZM178 130V131H177ZM179 130L181 131H183V133H182V131L180 132V134H179ZM191 130V131H190ZM221 130V131H220ZM11 131V132H12ZM218 131H219V133H218ZM238 131V132H237ZM45 132H47V133H45ZM49 132V133H48ZM53 132V133H52ZM56 132V133H55ZM170 134H169V133ZM209 132V133H208ZM229 132H230V135H229ZM44 133V134H43ZM62 133V134H61ZM69 133V134H68ZM108 133V134H107ZM185 134V135H183L181 138H180V135H182V134ZM215 135V137H214V135ZM244 133V134H243ZM49 134H50V136H49ZM55 134V135H54ZM66 134V135H65ZM74 134V135H73ZM110 134V135H109ZM156 134V136H154ZM168 134H169V136H168ZM174 134V135H173ZM186 134L188 135V136H186ZM207 134V135H206ZM221 134H222V136H221ZM224 134V135H223ZM243 134V135H242ZM39 135H40V137H39ZM72 135V136H71ZM75 135L78 137L77 139H76V137H75ZM138 135H139V137H138ZM157 135H158V137H157ZM172 135V136H171ZM209 135V136H208ZM213 135V136H212ZM229 135V136H228ZM248 135L249 136H253V142L252 143H254V145H252V143L250 144V142H248V139H247V137H248ZM255 135V136H254ZM50 138H49V137ZM56 136V137H55ZM61 138H60V137ZM71 136V137H70ZM144 136V137H143ZM154 138H153V137ZM173 136H176V137H178L179 136V138L178 139H176V137H173ZM185 136V137H184ZM219 136H221V137H219ZM225 136V137H224ZM227 136V137H226ZM247 136V137H246ZM66 137V138H65ZM119 138V140L117 139V138ZM140 137H142V138H140ZM165 137H169V139H167V138H165ZM190 137V138H189ZM199 137V138H198ZM224 137V138H223ZM239 137H240V139H242V141L239 139ZM38 138H39V141L41 142H38ZM49 138V139H48ZM73 138V139H72ZM85 138H86V140H85ZM130 138V139H129ZM156 138V139H155ZM173 138V139H172ZM203 138V139H202ZM215 138V139H214ZM217 138V139H216ZM221 138V139H220ZM237 138H238V140H237ZM252 138V137H251ZM250 138V139H251ZM57 139V140H56ZM59 139V140H58ZM65 139V142L63 141ZM76 139V140H75ZM99 139H101L100 141H99ZM135 139V140H134ZM137 139V140H136ZM138 139H139V142H138ZM142 139V140H141ZM223 139V140H222ZM237 141H236V140ZM247 139V140H246ZM51 140V141H50ZM67 140V141H66ZM108 142H107V141ZM115 140H116V142H115ZM135 141L134 143H132L131 144V142H133V141ZM156 140L157 141H159V143L158 142H156ZM172 140H176V142H173ZM184 140H185V142H184ZM209 140H210V142H209ZM218 141V143H216L217 141ZM220 140V141H219ZM233 140V141H232ZM245 140V141H244ZM30 141H31V143H30ZM36 141V142H35ZM44 141V142H43ZM47 141V143H45ZM75 141V142H74ZM82 141V142H81ZM104 141V142H103ZM128 141H129V143H128ZM137 141V142H136ZM140 141H142V142H140ZM153 141V142H152ZM168 143H167V142ZM169 141H171V142H169ZM178 141V142H177ZM180 141V142H179ZM182 141V142H181ZM203 141V142H202ZM208 141V142H207ZM223 141V142H222ZM230 141V142H229ZM235 141V142H234ZM249 143L247 146L245 145V143H247V142ZM35 142V143H34ZM81 142V143H80ZM83 142H84V145L85 146H83ZM87 142H88V144H87ZM94 142H96V144H97V146L100 144L101 145V143H102V146H100L99 148L98 147H95L94 148V146L92 147V145H93V143ZM107 142V143H106ZM113 143L112 144V146H111V143ZM116 143V146H114V144ZM173 142V143H172ZM229 142V143H228ZM234 142V143H233ZM255 142H257V141H255ZM36 143H38V144H36ZM53 143V144H52ZM68 145L69 143L71 144H69L70 145V147L69 146H67L66 144ZM80 143V144H79ZM106 144L107 146H105L104 144ZM118 143V144H117ZM120 143V144H119ZM137 143H139V144H141V145H139V144H137ZM152 143V144H151ZM178 143V144H177ZM222 143H223V145H222ZM228 143V144H227ZM46 144V145H45ZM48 144V145H47ZM73 144H74V146H73ZM82 144V145H81ZM96 144H95V146H96ZM124 146H122V145ZM127 144V145H126ZM132 146H131V145ZM136 144H137V146H136ZM194 144V145H193ZM210 144V145H209ZM233 144V145H232ZM41 145H43V146H41ZM67 147H66V146ZM78 145H79V147H78ZM111 146V150H107V149H109V147ZM161 145V146H160ZM164 145V146H163ZM168 145H170V146H168V149H167V146ZM199 145V146H198ZM216 146V145H219V146H216V147H214V146ZM222 145V146H221ZM235 145V146H234ZM240 145H244V146H242V148H240ZM250 145V146H249ZM45 146H46V148H45ZM47 146H48V148H47ZM59 146H61V147H59ZM83 146V147H82ZM86 146L88 147V149L86 148ZM91 146V147H90ZM104 146V147H103ZM139 146V147H138ZM141 146V147H140ZM160 146V147H159ZM181 146V147H180ZM212 146V147H211ZM253 146V147H252ZM43 147V148H42ZM69 147V148H68ZM72 147V148H71ZM106 147V148H105ZM112 147H114V148H116L115 150L112 148ZM135 147H137V148H135ZM147 147V146H146ZM162 147H164V148H162ZM190 147V148H189ZM195 147H197V148H195ZM209 149H208V148ZM211 147V148H210ZM213 147H214V149H216V150H214L213 149ZM44 148L46 149V151L44 150ZM90 148H94V150L95 151H93L92 152V149H90ZM98 148V149H97ZM139 148V149H138ZM141 148V149H140ZM142 148H144L143 150H142ZM159 148V149H158ZM160 148H162V149H160ZM180 148V149H179ZM182 148V149H181ZM193 148V149H192ZM243 148H244V150H243ZM44 151H43V150ZM49 149V150H48ZM70 149H75V150H70ZM77 149V150H76ZM114 151H113V150ZM127 149V148H126ZM129 149H127L128 151H129ZM211 149V150H210ZM53 150V151H52ZM66 150V151H65ZM83 150L84 151H86L87 150V152L85 153V152H83ZM96 150H98V151H100L99 153H102L103 152V154H104V156H105V153L104 152H107V153H109L110 154V152H112V154H111V156L109 155V154H107L106 153V157L104 158L103 156H100L102 159H103V161H102V159L99 157L98 158V155H103V154H99V153H97L96 152ZM102 150H104V151H102ZM118 151V154H117V151ZM123 150V151H124ZM124 151V152H126V153H129V152H131V150L128 152V151ZM158 150V151H157ZM160 150H162V151H160ZM200 150V151H199ZM207 150H209V151H211V152H209V151H207L209 154H207V152L206 151ZM214 150V151H213ZM222 150V151H221ZM43 151V152H42ZM74 151H76L75 153H71V152H74ZM110 151V152H109ZM115 151H116V154L114 155V153H115ZM164 151V152H163ZM182 151V152H183ZM194 151H195V154H194ZM204 151V152H203ZM240 151H242V152H240ZM47 152H50L51 154H49L48 153V155L46 154ZM53 152L56 154L55 156H54V154H53ZM121 152V151H120ZM236 152V153H235ZM41 153H42V156H41ZM43 153H44V155H43ZM68 153V154H67ZM92 153H97V154H93L92 155ZM125 153V154H126ZM204 153V154H203ZM53 154V155H52ZM68 155V157H67V155ZM87 154V155H86ZM190 154H187L188 156L190 155ZM234 154V155H233ZM236 154V155H235ZM45 155H46V157H45ZM52 157H56L55 159L56 160H58V159H60V160H58V161H56L55 163H50V158H51V156ZM79 155V156H78ZM85 155H86V157H85ZM92 155V156H91ZM118 155V157L117 158H115L116 156ZM190 155V156H191ZM198 155V156H197ZM202 155V156H201ZM212 155V156H211ZM40 158H39V157ZM44 156V157H43ZM57 156H58V158H57ZM74 156V157H73ZM88 156V157H87ZM97 156V157H96ZM112 156H114L113 157V159H112ZM189 156V158H190V160L192 159L191 157ZM206 156V157H205ZM208 156V157H207ZM36 157H38V158H36ZM43 157V158H42ZM63 157V158H62ZM77 157V159H75ZM81 157V158H80ZM86 158V159H84V158ZM93 159H95V160H93ZM201 157V158H200ZM203 157H204V159H203ZM211 157V158H210ZM226 157V158H225ZM238 157H239V159H238ZM255 157V156H254ZM253 156H252V158H254ZM44 158H46V159H44ZM65 158V159H64ZM69 158V160H67ZM219 158V159H220ZM221 158V159H222ZM242 158V159H241ZM45 160V162H43L42 160ZM92 159V160H91ZM106 159V160H105ZM112 159V160H111ZM196 159H197V161H198V164H197V162H196ZM199 159H201V160H199ZM62 160V161H61ZM73 160H74V162H73ZM80 160H81V162H83V164H81V162H80ZM86 160V161H85ZM60 161H61V163H60ZM67 161L69 162V163H67ZM72 161V162H71ZM76 161V162H75ZM95 161V162H94ZM104 163V165H103V163ZM106 161V162H105ZM111 161V162H110ZM205 161V163H203ZM238 161V162H237ZM96 162H97V164H99V162H100V165L98 166V165H96ZM107 162H110V164L109 163H107ZM196 162V163H195ZM235 162V163H234ZM51 165H50V164ZM61 165H60V164ZM66 163V164H65ZM73 163H75V165L73 164ZM87 163H88V165H87ZM91 163H92V165H91ZM237 163V164H236ZM241 163V164H240ZM252 163V162H251ZM256 162H253L252 164L256 167L257 166V163L255 164ZM59 164V166H57V165ZM70 164L72 165L71 167H70ZM90 164V165H89ZM94 164H95V167H94ZM102 164V165H101ZM206 166H205V165ZM48 165V166H47ZM51 167H50V166ZM53 165V166H52ZM245 165V166H244ZM37 166V167H38ZM54 166L56 167V168H54ZM60 166H62L61 168H62V171H61V168H60ZM68 166H69V169H68ZM75 166V167H74ZM88 166V167H87ZM102 166V167H101ZM43 167H45V169L43 168ZM64 167V168H63ZM77 167V168H76ZM82 167H83V170H82ZM84 167H86V168H84ZM91 167V168H90ZM100 167V168H99ZM52 168V169H51ZM71 168V169H70ZM72 168H74V169H72ZM79 168V169H78ZM81 168V169H80ZM88 168V169H87ZM94 168V169H93ZM103 168H104V170H103ZM241 168V169H240ZM243 168V169H242ZM44 169V170H43ZM57 169V170H56ZM101 169H102V171H101ZM106 169H108V170H106ZM245 169V170H244ZM49 170V171H48ZM51 170V171H50ZM52 170H53V173H51L52 172ZM56 170V171H55ZM60 170V171H59ZM64 170H67V171H64ZM70 170H71V173H70ZM75 170V171H74ZM82 172H81V171ZM93 170H97L98 172H96V171H93ZM238 170H239V172H238ZM43 171V172H42ZM47 173H46V172ZM55 171V172H54ZM73 171H74V174H73ZM78 171L80 172V173H78ZM89 171H91V173L89 172ZM103 171L104 172H106L105 174L107 175V176H109V177H107L106 175H104V173H103ZM237 172V174H236V172ZM45 172V173H44ZM57 172V173H56ZM62 172H63V174H62ZM69 173V175H67L68 173ZM76 172H77V175H76ZM100 172V173H99ZM108 172V173H107ZM192 172V173H191ZM241 172V173H240ZM42 173H44V174H42ZM49 173V174H48ZM62 174V175H60V174ZM65 173V174H64ZM81 173H82V176H81ZM95 173V175H98V173L100 174V177H97V176H95V177H97L96 179H95V177L94 176H92L93 174ZM101 173L104 175H101ZM239 173V174H238ZM243 173V174H242ZM41 174H42V177H41ZM53 174V175H52ZM72 174V175H71ZM80 174V175H79ZM84 174V175H83ZM86 174V175H85ZM88 174H90L89 176H92L93 177V180H95V181H93V183H92V177H91V179L90 178H88L87 176H88ZM187 174V173H186ZM187 174V175H188ZM236 175L235 177H234V175ZM47 175V176H46ZM51 175H52V177H51ZM58 175H60V176H62V177H60V179H58L59 177H58ZM74 175V176H73ZM54 176V177H53ZM55 176H57L56 177V179H58L57 181L59 182V184H61V183H63L62 185H60V186H58L59 184H58V182L57 181H55L56 179H53V178H55ZM77 176V178H75ZM80 176V177H79ZM85 176V177H84ZM239 176V177H238ZM65 177V178H64ZM245 177H247V179H248V181L246 180V178ZM45 178V179H44ZM101 178V179H100ZM245 178V179H244ZM84 179V180H83ZM100 179V180H99ZM102 179H103V181H102ZM232 179V180H231ZM255 179H256V182H255ZM63 180V181H62ZM81 180H79V181H81ZM107 180V181H108ZM235 180V181H234ZM240 180V181H239ZM244 180L247 182V184H244V183H246V182H244ZM42 181H41V183H42ZM78 181V182H79ZM98 181V182H97ZM237 181V182H236ZM243 181V182H242ZM45 183H46V181H44ZM42 183V184H44V189L45 188H47V184H45V183ZM51 182V183H52ZM55 182H57V183H55ZM90 182V183H89ZM80 183V182H79ZM88 183V184H87ZM97 183V184H96ZM242 184V185H240V184ZM96 184V185H95ZM102 184V185H101ZM235 184V185H234ZM86 185H87V187H86ZM101 185V186H100ZM225 185V186H224ZM245 185V186H244ZM248 185V186H247ZM46 186V187H45ZM98 186H99V188H98ZM222 186V187H221ZM225 187V189H224V187ZM231 186V187H230ZM237 186V187H236ZM240 186V187H239ZM251 188H250V187ZM54 187H53V189H54ZM238 187H239V189H238ZM242 187V188H241ZM249 188V191H247L248 190V188ZM59 188H61V189H59ZM85 188H87V189H85ZM93 189L92 191H90V189ZM85 189V190H84ZM101 189H103V187L101 188ZM227 189V190H226ZM242 189V190H241ZM97 190H99V191H97ZM222 190H223V192H222ZM229 190V191H228ZM85 191V192H84ZM221 191V192H220ZM227 191H228V193H227ZM255 191H256V194H255ZM93 194H92V193ZM96 192V193H95ZM99 192V194H97ZM230 192V193H229ZM249 192V193H248ZM85 195H84V194ZM90 193V194H89ZM82 194H83V196H88V194H89V197H88V199H87V197L85 198V197H83L82 196ZM224 194V195H223ZM230 194V195H229ZM253 194H255L254 196H257V197H254L253 196ZM226 195V196H225ZM251 195V196H250ZM223 196H225V197H223ZM260 196V197H259ZM99 197H101V198H99ZM242 197V198H241ZM250 198V199H249ZM258 198H260V199H258ZM68 199V198H67ZM70 199H72V198H69L68 200L70 201ZM218 199V198H217ZM239 199V200H238ZM254 199V200H253ZM258 199V200H257ZM71 201H75V198H73ZM70 201V202H71ZM84 201H82L81 203L84 205V206H86L87 208H88V206L86 205V204H89L87 201H85V202H87V203H85ZM258 201V202H257ZM246 202V203H245ZM253 203V204H252ZM89 204V205H90ZM243 204V205H242ZM256 205V207H255V205ZM258 204V205H257ZM249 205V206H248ZM42 206V205H41ZM252 206V207H251ZM72 207H74V205H72ZM90 207H92V205L90 206ZM259 207V208H258ZM43 208V207H42ZM86 208V209H87ZM258 208V209H257ZM55 209L56 208H53V209H51V211L53 210V212L55 211ZM89 209V208H88ZM92 208H90L89 210H91ZM58 210V209H57ZM103 210V211H102ZM251 210V211H250ZM255 210V211H254ZM50 211V210H49ZM253 211V212H252ZM55 212H57V211H55ZM260 213V214H259ZM252 217H253V219H252ZM255 218V219H254ZM262 218V219H261ZM241 221H239L238 223H240ZM244 221H248L247 223L246 222H244ZM263 222V223H262ZM252 223V224H251ZM262 223V224H261ZM257 225V226H256ZM259 226H261V227H259ZM242 227V228H243ZM247 229H249V231H247ZM241 230V229H240ZM244 230V231H243ZM256 230V231H255ZM248 232V233H247ZM250 233H252V234H250ZM256 233V234H255ZM197 235H199V234H197ZM121 235H119V239H121V237L123 236L124 238H125V236L126 235H122L121 237H120ZM196 236V235H195ZM194 236V237H195ZM207 237V239H208V237L209 236H207L206 234L204 235V234H202V235H199V236H197L198 237V239L195 237V239L197 240H195L196 241V244H197V248H196V252H198V253H196V252H194L195 254V257H202V258H204L205 260L207 259V261H209L210 259V256L213 254H215L216 252L219 254L218 256L220 257V260L222 259H225L226 258V256H224L223 255V252H228L227 251V248H228V250H229V248H230V246H231V244H234L232 247H235V243L233 242V240L230 238V237H222L221 238V240L219 239V240H216V241H212V238L210 239H206V237ZM122 237V238H123ZM205 237V238H204ZM199 238H202V239H199ZM229 238V239H228ZM222 239H226V241H222ZM231 239V240H230ZM122 240V239H121ZM199 240H201V241H199ZM209 240H211V241H209ZM243 240V239H242ZM123 241V240H122ZM121 241V242H122ZM128 242H130L129 240H127ZM218 241V242H217ZM219 241H220V243H219ZM211 242H212V244H211ZM215 242V243H214ZM232 242V243H231ZM217 243H219V244H222V245H217ZM122 244V245H121ZM131 244H134V243H130L129 244V247H130V249H131V251L133 252V254L135 255H132L131 253H130V251H128L129 253L127 254V253H124L125 251H127V249L126 250H123V243H120V247L118 246V251H120V250H122V252L124 253L123 255H122V253H121V251H120V254H116V257H113L115 260H116V262L117 261H121L122 263H118V264H127V261H128V264L130 263L129 261H130V259H132V258H134V257H136V256H138V250L136 249V251H135V248L133 249V245L132 246H130ZM203 244H205V246L203 245ZM209 244V245H208ZM208 245V246H207ZM199 246H203L202 248L200 247V249H198L199 248ZM229 246V247H228ZM215 247V248H214ZM121 248V249H120ZM209 248H210V250H209ZM133 249V250H132ZM198 249V250H197ZM225 249V250H224ZM116 250H117V248H116ZM199 250H201V251H199ZM214 250V251H213ZM135 251V252H134ZM207 251V252H206ZM223 251V252H222ZM137 252V253H136ZM200 252L202 253V252H204V253H202V254H200ZM215 252V253H214ZM234 252V251H233ZM139 253H141V252H139ZM229 253H230V250H229ZM132 255V256H134V257H132V258H130L131 256L130 255ZM137 254V255H136ZM208 256H207V255ZM121 255V256H120ZM127 255V256H126ZM223 255V256H222ZM112 256H115V255H112ZM110 257V256H109ZM206 257V258H205ZM223 257H225V258H223ZM112 258V257H111ZM148 260V259H147ZM107 261V262H106ZM111 260H110V258L108 259L107 258V260H105V264L107 263V264H109V263H111L110 262ZM125 261V262H124ZM211 261V260H210ZM101 263L103 262V261H100ZM138 262H139V260H138ZM140 262H141V260H140ZM116 263V264H117ZM148 263H150V261H148ZM104 264V263H103Z\"/></svg>",
    "mask_w": 264,
    "mask_h": 264
}]
</instances>
